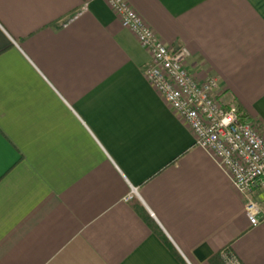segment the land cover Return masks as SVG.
I'll return each instance as SVG.
<instances>
[{"label": "crops", "instance_id": "crops-1", "mask_svg": "<svg viewBox=\"0 0 264 264\" xmlns=\"http://www.w3.org/2000/svg\"><path fill=\"white\" fill-rule=\"evenodd\" d=\"M125 1L264 127V0ZM108 2L0 0V264H264V221Z\"/></svg>", "mask_w": 264, "mask_h": 264}, {"label": "built area", "instance_id": "built-area-1", "mask_svg": "<svg viewBox=\"0 0 264 264\" xmlns=\"http://www.w3.org/2000/svg\"><path fill=\"white\" fill-rule=\"evenodd\" d=\"M123 28L149 52L145 70L150 85L190 128L196 146L229 177L241 195L251 227L264 221V127L244 117L237 107L220 102L214 78L199 81L186 69L191 54L185 47L166 46L125 0H109ZM226 264H239L225 256Z\"/></svg>", "mask_w": 264, "mask_h": 264}, {"label": "trees", "instance_id": "trees-1", "mask_svg": "<svg viewBox=\"0 0 264 264\" xmlns=\"http://www.w3.org/2000/svg\"><path fill=\"white\" fill-rule=\"evenodd\" d=\"M231 256L230 253H229V250L228 249H225L223 250L221 253L217 254L216 256H214L211 260H210V263L211 264H225L222 256ZM232 257V256H231Z\"/></svg>", "mask_w": 264, "mask_h": 264}]
</instances>
